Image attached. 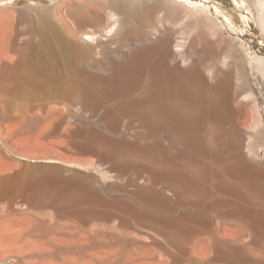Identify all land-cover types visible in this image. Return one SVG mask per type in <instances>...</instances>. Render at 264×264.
Returning a JSON list of instances; mask_svg holds the SVG:
<instances>
[{
	"label": "bare ground",
	"instance_id": "6f19581e",
	"mask_svg": "<svg viewBox=\"0 0 264 264\" xmlns=\"http://www.w3.org/2000/svg\"><path fill=\"white\" fill-rule=\"evenodd\" d=\"M247 1L264 35V0ZM105 6L72 3L66 32L0 73V264H264V162L242 154L231 125L244 54L203 47L171 65L186 62L185 39L163 22L209 12L180 0ZM34 75L103 129L59 139L62 109L38 113Z\"/></svg>",
	"mask_w": 264,
	"mask_h": 264
},
{
	"label": "rangeland",
	"instance_id": "374dc122",
	"mask_svg": "<svg viewBox=\"0 0 264 264\" xmlns=\"http://www.w3.org/2000/svg\"><path fill=\"white\" fill-rule=\"evenodd\" d=\"M109 1L111 0H0V73L10 67L20 68L21 60L18 54L36 49L46 33L54 32V35H60L66 32V24L73 25L77 17L75 9H70L72 3L81 2L90 9H97L104 7ZM180 1L190 9L209 12L211 17L189 11L188 19L181 20L182 23L174 25L171 21L163 22V28H168L173 42L180 37L185 39L181 52L186 62L171 59V65L177 64L183 68L198 59L200 48L212 47L221 52L225 46L234 43L245 59L241 62L240 74H237L236 70L232 73L231 103L237 109L231 124L232 130L236 138L240 139L239 150L242 154L255 162H264V158H253L248 154V150L264 153V35L254 20L252 7L248 5L247 0ZM71 15H74L73 18ZM163 28L158 25L160 33ZM160 33H155L157 39L161 37H158ZM156 36L151 35L146 43L155 41ZM103 40L104 38L101 41ZM192 41L196 42L192 45ZM137 43L136 41L129 45L131 47ZM123 46L119 53L122 59L126 60L132 49ZM172 49L176 51L175 46H172ZM107 53L109 52H106L104 57L111 55ZM34 76L40 82L38 113L44 117L48 108L62 109L60 115L53 117V124L59 126L61 132L59 139L69 137L73 131L84 134L89 128L103 129L97 120L87 113L78 115L76 106L69 103L68 99L54 95L50 89V86L54 85L52 79H39ZM246 90H250L251 95L244 97ZM246 117L249 118L247 128L243 122ZM256 120H259L257 125ZM67 125L69 132L64 133L62 128ZM226 127L229 129L231 126ZM125 133L124 138L127 140L139 137L136 130H127ZM77 139L83 140L84 135H79Z\"/></svg>",
	"mask_w": 264,
	"mask_h": 264
}]
</instances>
